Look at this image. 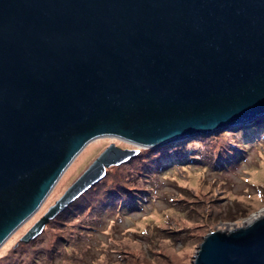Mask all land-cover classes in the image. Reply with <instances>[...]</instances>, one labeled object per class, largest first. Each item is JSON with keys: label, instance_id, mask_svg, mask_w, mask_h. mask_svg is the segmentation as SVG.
Instances as JSON below:
<instances>
[{"label": "water", "instance_id": "water-1", "mask_svg": "<svg viewBox=\"0 0 264 264\" xmlns=\"http://www.w3.org/2000/svg\"><path fill=\"white\" fill-rule=\"evenodd\" d=\"M264 128V0H0V246L92 140L156 148ZM137 149L105 147L21 236ZM191 264H264V208Z\"/></svg>", "mask_w": 264, "mask_h": 264}, {"label": "rangeland", "instance_id": "rangeland-1", "mask_svg": "<svg viewBox=\"0 0 264 264\" xmlns=\"http://www.w3.org/2000/svg\"><path fill=\"white\" fill-rule=\"evenodd\" d=\"M258 123L156 148L92 140L0 246V264H191L204 236L264 208V128ZM111 143L138 155L106 169L36 238L19 243Z\"/></svg>", "mask_w": 264, "mask_h": 264}, {"label": "trees", "instance_id": "trees-1", "mask_svg": "<svg viewBox=\"0 0 264 264\" xmlns=\"http://www.w3.org/2000/svg\"><path fill=\"white\" fill-rule=\"evenodd\" d=\"M137 155H138V154H137ZM137 155H136V156H137ZM133 158H134V157H133ZM130 160H131V159H130ZM64 210H65V209H64ZM64 210H63V211H64ZM59 214H60V213H59ZM59 214H58V215H59ZM58 215H57V216H58Z\"/></svg>", "mask_w": 264, "mask_h": 264}]
</instances>
